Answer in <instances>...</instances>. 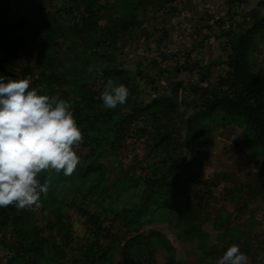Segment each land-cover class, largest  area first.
Returning a JSON list of instances; mask_svg holds the SVG:
<instances>
[{
  "label": "rangeland",
  "instance_id": "rangeland-1",
  "mask_svg": "<svg viewBox=\"0 0 264 264\" xmlns=\"http://www.w3.org/2000/svg\"><path fill=\"white\" fill-rule=\"evenodd\" d=\"M80 1L0 0V22L10 24L27 18L28 29L42 34L40 27L53 19L60 18L62 23L70 25L74 6ZM95 1L101 9L98 24L102 27L110 24L111 18L125 19L134 9L137 28H131L126 37L118 40L114 52L117 63L132 72L138 70L145 77V81L138 82L137 103L149 105L157 96L154 92L171 95L177 115L163 123L155 120L161 110L152 109L123 126L118 136L111 133L106 142L94 143L89 139L95 138L93 132L103 136L120 117V112L111 109L113 121L108 123L105 115L108 109L101 103L96 115L104 124L97 119L94 128L90 127V135L75 149L80 157L76 171L71 176L54 170L42 172L41 181H50L49 192L41 197L39 207L26 208L24 226L38 232L43 247L37 250L28 247L30 239L23 241L12 225H6L0 228V264L38 262L40 252L52 258V264H96L86 256L93 242L110 249L104 264H124L121 246L110 239V234L120 243L135 234L132 225L120 220L119 212L126 205L129 208L138 205L141 188L140 201H145L141 207L148 210L145 218L148 222L138 232L159 236L155 238L151 258V249L140 245L130 251L127 264H164L168 257L166 244L173 248L177 264H217L233 244L248 256L249 264H264V157L250 150L245 128L241 123L228 125V131L231 127L236 130L237 139L232 145L218 146L220 141L214 133L226 128L213 119L217 125L211 130L204 129L194 139L193 150L182 147L184 142L190 143V136L184 132V118L193 111L195 101L204 100L202 88H208L209 82L215 83L229 72L231 43L235 36L246 33L264 17V0ZM102 31L100 27L99 34ZM25 34L28 35L27 30ZM26 39L13 53L17 56L15 66L4 67L2 75L27 78L32 87L47 93L42 85L46 82L43 74L54 70L48 71L44 66L52 62L50 59L42 62L45 57L39 56L33 35ZM53 39L58 42L55 59H63V53L67 52L71 60H84L99 70L101 62L93 55L97 50L86 36L72 45L60 33ZM248 54L250 74L264 81V28L254 34ZM74 65L66 63L64 67L76 71ZM78 66L79 70L84 68ZM193 66L197 68L193 70ZM181 67L184 69L180 70ZM66 79L65 84L53 81V95L69 96L72 89L76 91L84 86L89 77ZM106 82L92 76L90 89L99 91ZM179 82L182 86H177ZM132 103L127 101L119 108L129 111ZM164 137L166 140L162 142ZM192 157L195 162H190ZM184 159L189 161V168L176 180L175 166H180ZM87 166L98 169L82 178ZM152 180H156L153 188L149 183ZM185 200L191 203L185 218L164 208L152 213L160 202L168 206ZM191 228L202 236L184 235Z\"/></svg>",
  "mask_w": 264,
  "mask_h": 264
},
{
  "label": "trees",
  "instance_id": "trees-1",
  "mask_svg": "<svg viewBox=\"0 0 264 264\" xmlns=\"http://www.w3.org/2000/svg\"><path fill=\"white\" fill-rule=\"evenodd\" d=\"M95 2V0H81L79 3H76L74 6L75 15L70 25L62 23L60 18L53 19L52 22L49 21L50 23L48 22L40 27L43 32L42 34L28 29L29 21L27 18H20L10 24L0 22V75L3 74L4 67L13 69V66H15L14 62L17 58V56L14 57L13 53L23 45V41H27L26 38L33 35V38L35 37L36 39L34 45L40 49L39 56L45 57V59H42V62L48 59L52 62H49L44 68H47L48 71L51 69L54 70L43 74V81L46 82L42 85L47 88V94H54V80L59 81L61 84H65L66 81H68L66 78L69 77L81 78L82 80L87 76L89 77L88 82L84 86L79 87L76 91L72 89L69 96L61 95V98H66L67 102L70 104L84 140L87 139L88 134L90 135L91 128H94L93 125L97 119L101 121V124H104V120H101L96 115L100 111L99 106L102 103L100 96L104 87L99 91L90 89L91 78L95 75L102 78L105 82L111 79L117 84L123 83L126 85L129 89L127 101H132L134 103L130 104L133 107L129 111H121L119 108L121 105L118 106L116 110H114L116 113L120 112V117L116 125L114 124L115 126H113L111 130L105 131L103 136L98 134V132L94 133V131L93 134H96L95 138L92 136L89 138L92 142L96 143L98 140L102 141L108 137L110 138L111 133L114 134L113 136H118L123 126L127 127L133 120L143 117L147 114V111L152 109L161 110L160 112H162L159 118L156 115L157 117L155 120H161L163 123L174 120V117L177 115V112H175L176 107L175 109L173 107L174 96H164L154 92L157 96L153 98L149 105L142 106L140 104L141 102L137 103L136 95L139 89L138 82L145 81V77L141 72H137L138 70L132 72L134 70L120 67L115 58L114 52L117 50L118 40L126 37V32L131 30V28H137L134 22V9H131L130 14H128L125 19L121 16L119 18H111L110 24L102 27L98 24L101 9ZM100 27L103 28V31L99 34L98 30ZM262 28H264V17L249 31L234 37V42L231 43L232 54L229 56V62L227 64L229 72L219 78L217 82H209L207 84L208 88H202V90H205L204 100L195 101L192 107L193 111L183 120L184 132L188 137L190 136V143L189 141L187 143L184 142L182 145L183 148L188 147L189 150H193V145L195 144L194 139L199 137L204 129H213L212 127L217 125V122H214L213 119H216L218 122L222 123V126H220L221 128H227L230 124L241 123L245 128V137L250 145V150L264 157V81L250 74L248 64V53L254 34ZM26 30L28 31V35L25 34ZM57 33H60V36H64L67 40H70L68 42L70 45L77 40H85L84 37L86 36L93 48L97 50V54H95V52L93 55L101 62L98 66L99 70L97 71L94 69L93 65L88 66L87 62L84 60H71L67 57V52L63 53V59H55L54 57L58 56V42L53 39V36ZM83 35L85 36L83 37ZM40 42L41 44H39ZM66 63H69L71 66L75 63L74 68L76 71L66 70L64 67ZM95 63L96 60H94V64ZM79 64L84 66V68L79 70ZM193 67V70L197 68L195 66ZM183 69L184 68L181 67L180 70ZM189 70L191 69L189 68ZM175 72L177 73L178 70L175 69ZM203 80L201 81L203 82ZM152 83L153 82H149L148 84ZM77 84L79 86V82ZM177 86H182L181 82H179ZM172 92L175 95V90ZM133 98L136 100L133 101ZM171 113H173V115H171ZM105 115L108 116V123L113 121V118L112 120L110 118V110H107ZM117 128L119 130H117ZM164 140H166V137L162 138V142H164ZM106 141L107 140L104 142ZM194 159L195 158L192 157L190 162H195ZM183 161L186 163L181 161L182 164L180 166H175L177 168L175 172L176 180H178L181 174L185 173L189 168L187 163L189 161L186 159ZM97 169L98 168L94 166H87L86 172L82 175V178L95 172ZM42 179H44V176ZM155 182L156 180L149 182L152 188ZM196 182L199 183L198 181ZM152 193L153 192H151V194ZM138 194V205L135 204L131 206V208L126 205L119 212L120 220L125 222V224L132 225L135 234L122 243L117 241L113 234H110V239L115 240V243L121 246V256L124 264L128 263L130 251L140 245H147L148 248L151 249L149 253L151 258L154 252L153 245L155 238L159 236L157 233L146 235L138 232L144 222H148V219H145L148 210L141 207L145 203V201L142 203L140 201L143 198L142 188ZM147 197L150 196H146V198ZM131 205H133V203ZM190 207L191 203L186 200L168 206L160 202V204L155 205L152 213L158 209L164 208L168 211H177L185 218ZM26 221V208L17 209L11 205L6 208H0V228L6 225H12L14 227L13 230H16V233L23 241H28V239H30V242L27 244L28 247H32L34 250L41 249L44 244L43 241L38 237L39 234L35 229L28 230L26 226H24ZM183 224H185V222L182 223V225ZM99 231L100 230L96 232V235L99 234ZM189 234H193L198 238L202 236L200 233H195L194 228L184 231V235ZM160 243L166 244V241H160ZM166 250L168 252V257L164 264H177V260L174 258L173 248L166 244ZM29 251L28 249V252ZM109 252V248H105V246L98 242H93L90 244V249H87L86 256H90L96 264H104ZM39 255L40 260L38 262L32 260L30 264L54 263V260L48 255H43L41 252Z\"/></svg>",
  "mask_w": 264,
  "mask_h": 264
},
{
  "label": "clouds",
  "instance_id": "clouds-1",
  "mask_svg": "<svg viewBox=\"0 0 264 264\" xmlns=\"http://www.w3.org/2000/svg\"><path fill=\"white\" fill-rule=\"evenodd\" d=\"M129 89L109 79L101 93L103 106L116 109L127 102ZM82 132L70 104L58 95L32 87L27 78L0 75V208L39 207L49 192L44 171L71 176L80 164ZM217 264H249L233 244Z\"/></svg>",
  "mask_w": 264,
  "mask_h": 264
},
{
  "label": "crops",
  "instance_id": "crops-1",
  "mask_svg": "<svg viewBox=\"0 0 264 264\" xmlns=\"http://www.w3.org/2000/svg\"><path fill=\"white\" fill-rule=\"evenodd\" d=\"M215 136H217L218 140L220 141L217 145L221 146V145H226V144H230L231 145L236 141L237 137L235 136L236 134V130H234V127H231V129L228 131L227 128L226 129H221L219 130V132H215L214 133ZM223 149H225V146L223 147ZM231 162H225V164L230 165Z\"/></svg>",
  "mask_w": 264,
  "mask_h": 264
}]
</instances>
